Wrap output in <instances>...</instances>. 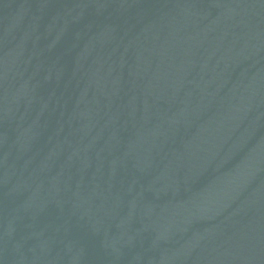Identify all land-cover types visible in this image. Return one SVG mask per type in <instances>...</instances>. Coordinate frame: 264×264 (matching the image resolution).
Here are the masks:
<instances>
[{
  "label": "water",
  "instance_id": "water-1",
  "mask_svg": "<svg viewBox=\"0 0 264 264\" xmlns=\"http://www.w3.org/2000/svg\"><path fill=\"white\" fill-rule=\"evenodd\" d=\"M0 264H264V0H0Z\"/></svg>",
  "mask_w": 264,
  "mask_h": 264
}]
</instances>
